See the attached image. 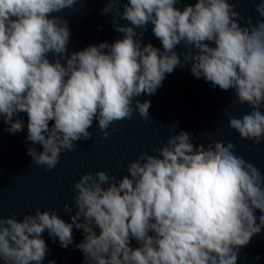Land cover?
Returning <instances> with one entry per match:
<instances>
[{
    "label": "clouds",
    "instance_id": "obj_1",
    "mask_svg": "<svg viewBox=\"0 0 264 264\" xmlns=\"http://www.w3.org/2000/svg\"><path fill=\"white\" fill-rule=\"evenodd\" d=\"M78 2L0 0V117L15 134L24 128L19 114H27L26 139L42 146L27 149L32 164L55 169L63 152L92 139L94 124L107 139L134 113L148 120L151 101L137 97L155 95L186 64L213 88L233 90L249 108L224 109L228 127L264 142V0H251L258 16L247 23L235 0L183 9L176 6L183 0H106L101 13L113 14L123 37L69 52V22L58 14ZM149 24L162 47L142 43ZM192 141L179 131L157 155L139 153L119 179L84 172L72 205H64L71 222L40 208L20 220L0 214V264H43V234L67 248L74 227L83 235L75 245L83 264H238L264 230V175L230 141Z\"/></svg>",
    "mask_w": 264,
    "mask_h": 264
},
{
    "label": "water",
    "instance_id": "obj_2",
    "mask_svg": "<svg viewBox=\"0 0 264 264\" xmlns=\"http://www.w3.org/2000/svg\"><path fill=\"white\" fill-rule=\"evenodd\" d=\"M43 264H46V263L43 262Z\"/></svg>",
    "mask_w": 264,
    "mask_h": 264
}]
</instances>
